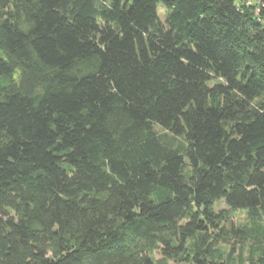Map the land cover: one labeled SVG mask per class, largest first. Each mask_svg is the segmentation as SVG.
<instances>
[{
  "label": "trees",
  "instance_id": "16d2710c",
  "mask_svg": "<svg viewBox=\"0 0 264 264\" xmlns=\"http://www.w3.org/2000/svg\"><path fill=\"white\" fill-rule=\"evenodd\" d=\"M239 5L0 0V264H264V9Z\"/></svg>",
  "mask_w": 264,
  "mask_h": 264
},
{
  "label": "rangeland",
  "instance_id": "374dc122",
  "mask_svg": "<svg viewBox=\"0 0 264 264\" xmlns=\"http://www.w3.org/2000/svg\"><path fill=\"white\" fill-rule=\"evenodd\" d=\"M260 11L261 9H259V12ZM158 14H159V18L161 22L165 23L166 22V9L162 3L158 5ZM214 211L216 213H219L221 211H227L228 215L231 216V218L233 219V221L235 222L237 226L243 227V226H247L249 223L247 211L231 210L224 201H221L220 203L216 204ZM228 247L229 248H232V247L239 248V243L232 241ZM154 257L156 261H159L162 258L160 251H156V253L154 254ZM169 264H173V262L170 261Z\"/></svg>",
  "mask_w": 264,
  "mask_h": 264
},
{
  "label": "built area",
  "instance_id": "2783aa9c",
  "mask_svg": "<svg viewBox=\"0 0 264 264\" xmlns=\"http://www.w3.org/2000/svg\"><path fill=\"white\" fill-rule=\"evenodd\" d=\"M240 7H254L256 8V14H259V9H264V0H241Z\"/></svg>",
  "mask_w": 264,
  "mask_h": 264
}]
</instances>
